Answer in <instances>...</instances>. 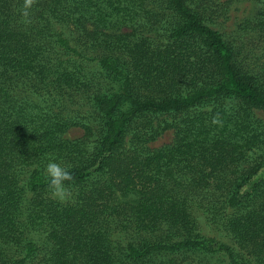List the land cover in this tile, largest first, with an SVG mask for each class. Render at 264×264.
<instances>
[{
  "label": "trees",
  "instance_id": "1",
  "mask_svg": "<svg viewBox=\"0 0 264 264\" xmlns=\"http://www.w3.org/2000/svg\"><path fill=\"white\" fill-rule=\"evenodd\" d=\"M239 1L0 0V264H264V0L225 36Z\"/></svg>",
  "mask_w": 264,
  "mask_h": 264
},
{
  "label": "rangeland",
  "instance_id": "2",
  "mask_svg": "<svg viewBox=\"0 0 264 264\" xmlns=\"http://www.w3.org/2000/svg\"><path fill=\"white\" fill-rule=\"evenodd\" d=\"M257 4H254L248 0H242L236 3L234 8L229 11V16L221 26V30L225 31V36L229 35V32L232 30V36L236 33L235 31L238 29V24L243 22L245 19H250L254 17L258 12ZM243 44H245V48L247 45L249 48L254 47L250 42H246V39H243ZM255 53L254 48L249 51L248 54ZM247 54V55H248ZM252 55V54H250ZM261 115V114H260ZM264 117L263 115H261ZM82 135V129L79 127H74L69 129L64 136L68 139H75ZM173 138V132L167 131L161 137H159L155 142L151 143V145L157 147L164 143H168ZM209 231H212L214 234V230H210V227L204 220H201V233L207 234ZM188 256V260L186 264H195L198 253L195 251L188 252L186 254ZM201 257V256H200ZM210 264H225L223 256L221 257H212ZM185 262V261H184Z\"/></svg>",
  "mask_w": 264,
  "mask_h": 264
},
{
  "label": "clouds",
  "instance_id": "3",
  "mask_svg": "<svg viewBox=\"0 0 264 264\" xmlns=\"http://www.w3.org/2000/svg\"><path fill=\"white\" fill-rule=\"evenodd\" d=\"M34 2L35 0H23L21 15L25 19L29 16V9ZM45 172L52 198L61 201L69 199L71 192L66 182H70L73 179L69 169L62 167L60 163L56 162L55 158H50L45 165Z\"/></svg>",
  "mask_w": 264,
  "mask_h": 264
}]
</instances>
